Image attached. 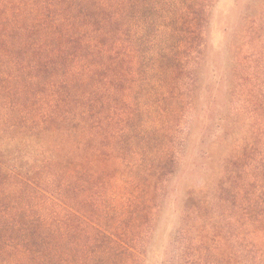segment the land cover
<instances>
[{"label":"trees","instance_id":"trees-1","mask_svg":"<svg viewBox=\"0 0 264 264\" xmlns=\"http://www.w3.org/2000/svg\"><path fill=\"white\" fill-rule=\"evenodd\" d=\"M217 3L0 0V264H264V0L211 60Z\"/></svg>","mask_w":264,"mask_h":264},{"label":"rangeland","instance_id":"rangeland-1","mask_svg":"<svg viewBox=\"0 0 264 264\" xmlns=\"http://www.w3.org/2000/svg\"><path fill=\"white\" fill-rule=\"evenodd\" d=\"M245 4H246V0H218V3L213 7L212 15L210 17V28H209V39H208V44H209L208 56L211 60H215L217 58L218 51L223 47V45H225L228 34L227 31L229 30L231 33L233 29V22L236 19V13L238 12V9L243 8ZM211 60L210 63H208L207 67H205V69L203 70V74L204 76H206L205 84H208L213 76L211 70L215 68L214 66L215 63L212 64ZM214 81L216 82L218 81V76H215V78H213V82ZM197 108H198L196 110L197 117L196 116L195 117L196 119L199 118L200 121V116H201V112L199 109L200 107ZM193 119L195 118L193 117ZM185 121L186 122L190 121V116L189 118L186 117ZM192 127L194 133L196 132V134L198 131H201L203 129V125H200L198 122L196 124L195 123L192 124ZM214 132H216V130ZM193 140L197 144L198 141H200V135L198 134L195 135ZM182 169L183 167H180V169L177 171V174H175V176L172 178L171 188H173L176 191L177 187L180 188L185 184H191L197 190L203 188L201 186L203 184L202 179L195 178L193 182H188L190 178L187 180L186 177L185 179L180 178L179 174ZM208 192H212V191L207 190V195H209ZM201 194L202 195L200 197L206 196V190L203 191ZM174 197H175V193H173L172 191L169 200L160 210L158 221L155 224L154 240L150 254L151 258L155 256L156 248L161 250L160 252H162L161 253L162 258L164 256L165 250L167 254H168V250L169 252L171 251L172 241L175 237V231L179 226V220H180V216L178 214L179 206L174 203Z\"/></svg>","mask_w":264,"mask_h":264}]
</instances>
